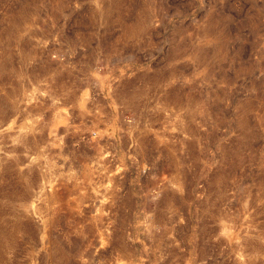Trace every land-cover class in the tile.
Wrapping results in <instances>:
<instances>
[{"label": "rangeland", "instance_id": "obj_1", "mask_svg": "<svg viewBox=\"0 0 264 264\" xmlns=\"http://www.w3.org/2000/svg\"><path fill=\"white\" fill-rule=\"evenodd\" d=\"M0 264H264V0H0Z\"/></svg>", "mask_w": 264, "mask_h": 264}, {"label": "bare ground", "instance_id": "obj_2", "mask_svg": "<svg viewBox=\"0 0 264 264\" xmlns=\"http://www.w3.org/2000/svg\"><path fill=\"white\" fill-rule=\"evenodd\" d=\"M142 14L143 13H138L137 22H136V29L135 30H132V31L126 30V31H124V33H125L126 36H130V33H132V34L137 35L140 38L142 37V34L144 32L143 31L144 30V26H145V24L142 22ZM16 23H17V21H16ZM14 27H15V25H14Z\"/></svg>", "mask_w": 264, "mask_h": 264}]
</instances>
